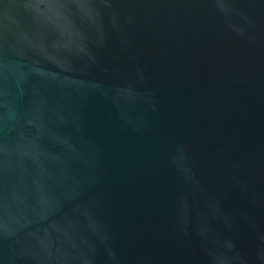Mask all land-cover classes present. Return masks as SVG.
<instances>
[{
	"label": "water",
	"instance_id": "obj_1",
	"mask_svg": "<svg viewBox=\"0 0 264 264\" xmlns=\"http://www.w3.org/2000/svg\"><path fill=\"white\" fill-rule=\"evenodd\" d=\"M0 264H264V0H0Z\"/></svg>",
	"mask_w": 264,
	"mask_h": 264
}]
</instances>
